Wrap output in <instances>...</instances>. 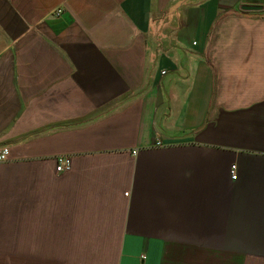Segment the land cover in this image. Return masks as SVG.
Instances as JSON below:
<instances>
[{
	"label": "crops",
	"instance_id": "0c3cea01",
	"mask_svg": "<svg viewBox=\"0 0 264 264\" xmlns=\"http://www.w3.org/2000/svg\"><path fill=\"white\" fill-rule=\"evenodd\" d=\"M5 147L0 264H264V0H0Z\"/></svg>",
	"mask_w": 264,
	"mask_h": 264
},
{
	"label": "built area",
	"instance_id": "2783aa9c",
	"mask_svg": "<svg viewBox=\"0 0 264 264\" xmlns=\"http://www.w3.org/2000/svg\"><path fill=\"white\" fill-rule=\"evenodd\" d=\"M55 15L56 16L61 15V11H57ZM162 73L164 74L165 71H163ZM9 154H10V149L8 147L2 148L0 150V162L6 161L8 159ZM70 170H71V162L69 161V159L64 158V157L58 158L56 171L57 172H68ZM230 173H231V178L233 180L237 178V172H236L235 165L231 167Z\"/></svg>",
	"mask_w": 264,
	"mask_h": 264
},
{
	"label": "water",
	"instance_id": "95a60500",
	"mask_svg": "<svg viewBox=\"0 0 264 264\" xmlns=\"http://www.w3.org/2000/svg\"><path fill=\"white\" fill-rule=\"evenodd\" d=\"M253 8V7H252ZM251 7H250V9H252Z\"/></svg>",
	"mask_w": 264,
	"mask_h": 264
}]
</instances>
